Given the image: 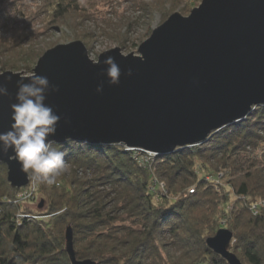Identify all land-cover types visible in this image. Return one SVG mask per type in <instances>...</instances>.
<instances>
[{
  "label": "trees",
  "instance_id": "16d2710c",
  "mask_svg": "<svg viewBox=\"0 0 264 264\" xmlns=\"http://www.w3.org/2000/svg\"><path fill=\"white\" fill-rule=\"evenodd\" d=\"M45 1L50 26L91 16L86 0ZM18 2L0 0V9L17 11ZM26 27L31 32L22 29L15 44L0 42V62L6 55L19 61L1 63L3 72H32L44 55L25 48L41 35ZM54 146L71 173L59 185H40L43 209L41 198L15 203L22 189H12L0 164V264H72L69 226L78 260L97 264H228L207 245L221 229L233 233L231 250L242 264H264V208L255 215L251 204L264 201V106L203 145L143 164L144 155L119 145ZM20 213L42 218L17 220Z\"/></svg>",
  "mask_w": 264,
  "mask_h": 264
},
{
  "label": "water",
  "instance_id": "95a60500",
  "mask_svg": "<svg viewBox=\"0 0 264 264\" xmlns=\"http://www.w3.org/2000/svg\"><path fill=\"white\" fill-rule=\"evenodd\" d=\"M120 51L101 54L94 66L86 46L77 41L50 49L38 60L33 72L60 88L46 101L61 116L51 138L56 144L70 138L166 156L203 145L264 106V0H203L189 16L171 15L138 54L121 56ZM107 56L115 57L122 71L119 87H109L102 75ZM23 73H0V84L7 83L11 94L0 98V133L13 123L10 104L16 102V82ZM101 81L104 92L98 94ZM0 164L7 167L12 189L29 185L18 162L0 152ZM233 239L230 230L221 229L207 245L228 264H242L231 250ZM65 241L72 264H97L78 260L71 226Z\"/></svg>",
  "mask_w": 264,
  "mask_h": 264
},
{
  "label": "rangeland",
  "instance_id": "374dc122",
  "mask_svg": "<svg viewBox=\"0 0 264 264\" xmlns=\"http://www.w3.org/2000/svg\"><path fill=\"white\" fill-rule=\"evenodd\" d=\"M203 0H86L91 16L82 17L73 14L65 23L49 25L45 0H19L16 7L0 9V42L16 43V35L22 29L30 33L31 29L41 31V35L32 38V45H26V49L33 51H48L59 45L72 42H82L89 53L90 58L98 60V57L110 50L120 48L124 55L138 54V48L150 38L152 32L162 25L174 13L189 16L193 9L200 6ZM8 6V7H7ZM7 7V8H6ZM37 12L38 15L31 18ZM32 19V20H31ZM49 25V27H48ZM3 62H19L16 56L6 55L0 62V73ZM36 65H32V72ZM15 73H26L29 70H7ZM6 71V72H7ZM23 73V74H24ZM71 169L65 174L70 176ZM221 176H223L221 174ZM62 182V181H61ZM38 197L44 203L46 192H40ZM19 194V193H18ZM263 201L262 199H258ZM255 199H252L254 203ZM225 222L221 223L224 225ZM235 241L233 240L232 245Z\"/></svg>",
  "mask_w": 264,
  "mask_h": 264
},
{
  "label": "clouds",
  "instance_id": "9594fccd",
  "mask_svg": "<svg viewBox=\"0 0 264 264\" xmlns=\"http://www.w3.org/2000/svg\"><path fill=\"white\" fill-rule=\"evenodd\" d=\"M120 55H124L123 50ZM99 63L101 61L97 62L93 57V65L98 66ZM103 64L105 71L102 75H106L107 85L119 87L122 71L115 57L107 56ZM132 75L129 69L127 76ZM12 79L13 75L7 76L8 81ZM16 87V102L10 104L13 123L10 130L0 133V152L20 164L30 183L52 187L68 171L65 153L59 150V146H54L56 141L51 139L57 134L61 116L46 102L50 95L59 93L60 88L52 84L47 76L36 72H26L19 76ZM104 87L105 82L101 81L97 93L103 94ZM10 96L7 83L0 84V98ZM68 140L71 142L70 138ZM9 152L14 155H8Z\"/></svg>",
  "mask_w": 264,
  "mask_h": 264
},
{
  "label": "built area",
  "instance_id": "2783aa9c",
  "mask_svg": "<svg viewBox=\"0 0 264 264\" xmlns=\"http://www.w3.org/2000/svg\"><path fill=\"white\" fill-rule=\"evenodd\" d=\"M127 151H136L138 152V154H142L144 155V159L142 158V164L143 162H150L152 160L153 157H156L157 155L151 152H145L139 149H129L126 148ZM59 185V184H58ZM160 188L161 191H164L165 188V183H161L160 184ZM38 190L39 187H37L36 184L34 183H30L29 181V185L25 188L22 189V191L18 194L16 202L15 203H30L33 204V202H35L37 200L38 197ZM193 191L191 190L190 193H192ZM252 209L255 212V215H258L260 213V210L262 208H264V201L258 200L255 201L254 203H252ZM0 215H1V209H0ZM42 217L40 216H35V215H31V214H24V213H20L17 215V220H22V219H29V220H40ZM47 218V217H46Z\"/></svg>",
  "mask_w": 264,
  "mask_h": 264
}]
</instances>
